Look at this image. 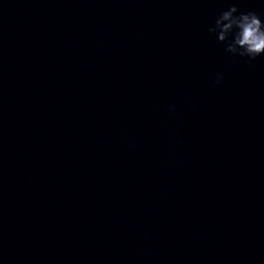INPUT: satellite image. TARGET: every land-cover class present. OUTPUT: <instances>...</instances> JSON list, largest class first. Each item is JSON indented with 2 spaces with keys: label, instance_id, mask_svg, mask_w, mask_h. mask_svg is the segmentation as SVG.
I'll return each instance as SVG.
<instances>
[{
  "label": "water",
  "instance_id": "95a60500",
  "mask_svg": "<svg viewBox=\"0 0 264 264\" xmlns=\"http://www.w3.org/2000/svg\"><path fill=\"white\" fill-rule=\"evenodd\" d=\"M233 2L264 14L0 0V264H264V57L208 31Z\"/></svg>",
  "mask_w": 264,
  "mask_h": 264
},
{
  "label": "clouds",
  "instance_id": "9594fccd",
  "mask_svg": "<svg viewBox=\"0 0 264 264\" xmlns=\"http://www.w3.org/2000/svg\"><path fill=\"white\" fill-rule=\"evenodd\" d=\"M264 4V0H261ZM218 41L225 45V51L249 61L264 57V14L256 11L243 12L233 2L220 12L208 28ZM223 76L217 73L216 83Z\"/></svg>",
  "mask_w": 264,
  "mask_h": 264
}]
</instances>
